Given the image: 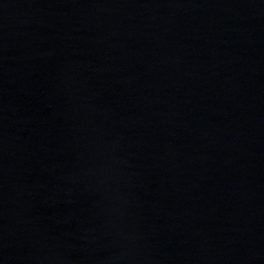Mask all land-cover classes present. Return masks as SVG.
Listing matches in <instances>:
<instances>
[{"label":"water","instance_id":"1","mask_svg":"<svg viewBox=\"0 0 264 264\" xmlns=\"http://www.w3.org/2000/svg\"><path fill=\"white\" fill-rule=\"evenodd\" d=\"M0 264H264V0H0Z\"/></svg>","mask_w":264,"mask_h":264}]
</instances>
